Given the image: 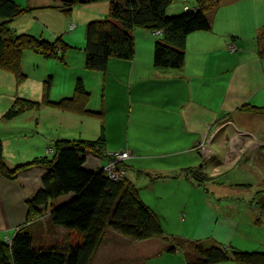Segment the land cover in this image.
I'll list each match as a JSON object with an SVG mask.
<instances>
[{
  "label": "crops",
  "instance_id": "1",
  "mask_svg": "<svg viewBox=\"0 0 264 264\" xmlns=\"http://www.w3.org/2000/svg\"><path fill=\"white\" fill-rule=\"evenodd\" d=\"M14 1L22 8L33 9L32 12L21 15L11 22L10 26L15 32L29 33L46 39L47 33L56 37L62 36L67 31L66 41L74 48L77 43L81 46V31L78 35L75 32L81 30V24H88L90 21L107 16L110 7L109 0L92 1L90 2L92 4L87 3L89 5H85L79 10L82 11L80 15L75 16L73 12L66 15L63 11L56 10L63 4L60 0ZM177 6L169 9V13L179 14L188 8H195L196 0H180ZM208 16L212 21V30L189 35L186 61L181 70H162L154 66V45L160 35L145 30H137L142 37L141 40L144 41V59H140V52L136 46L134 60L113 59L105 74L89 72L84 65L76 68L69 60L73 57L71 52L74 48L70 49L66 54L65 61V68L68 70L69 76L66 84L59 87L62 91L61 97L69 96L68 94H71L75 89V81L81 78L91 97L94 93L104 97L103 104H98L96 100L94 106H91L92 98L90 109L95 112L105 111V125H134L136 130L139 129L140 136L143 134L155 136L160 133L164 138L161 145L169 146L176 142L177 145L184 146L174 153L164 154L161 160L166 162L169 158L184 155L187 158L186 161L189 160L191 165H198L194 169H199L203 165L204 160L197 153L196 147L202 140L209 138L211 126L236 125L241 130L250 131L256 136L257 140L254 145L258 148H256L252 160L255 164L257 163L260 169L264 170V59L259 54L260 44L258 42V35L264 28V0H219L217 8L211 11ZM75 20L79 24L73 23ZM71 25H76V28L77 26L79 28L80 25V28L71 30ZM240 39H247L248 43L243 44ZM2 72L0 71L2 78L0 81H3L4 77ZM55 88L58 87L54 86L53 89ZM53 93L54 91L52 96ZM108 94L111 98L110 103L105 100ZM244 107H256L262 110L261 113H255L247 111ZM56 112L53 117L68 125L78 121V115L63 113L59 110ZM70 115H74V117ZM227 119L230 121H225ZM95 120H98L99 123L92 122L93 125H102L100 119L95 118ZM227 128V132L231 129V133L233 128L235 129L234 126ZM175 132H178L179 135L176 136ZM221 135L222 133L218 136L217 146L224 145ZM130 140L128 133L126 143L112 151H128L131 154V157L123 164L127 170V177L133 181L130 175L135 177L134 166H138L145 156H143V152L131 145ZM49 143L51 145L52 141ZM148 143L151 146H156L155 139ZM213 150L215 151V149ZM232 151L234 150L229 152V160L233 158ZM106 153L114 152L106 149ZM213 156L211 155L212 158ZM87 159L86 168L91 171L105 168L109 163L108 157L102 158L94 154H89ZM192 161L195 163L193 164ZM244 161L236 162L235 167L222 172L216 176V179L222 178L224 174H228ZM7 164L10 167L15 166L12 162ZM215 164H220L218 168L226 167L224 163L217 162ZM173 165L159 169L141 165L140 169L145 172L146 178L152 180L151 186L154 188L156 183H168L172 181L171 178L177 177L179 167ZM182 167H186V165L184 164ZM207 167L209 168L210 165ZM47 172V169L41 167L33 168L28 170L25 175L21 173L17 180L7 179L0 174V233L8 232L10 235H6V239L12 240L18 227L25 224L31 226L35 242L40 247L59 246L63 244V240L79 238L76 233L49 224V219L45 221L43 217L37 218L32 223L28 222L27 202L34 197L33 192L42 188L40 179ZM158 177L160 179H155ZM213 178L209 177L207 180H216ZM177 182L180 189L183 191L185 189L191 194L202 187L190 176H181ZM185 183L186 185H184ZM229 190L227 186H214L210 189L207 188L206 192L218 194V201H232V198L226 195ZM243 190L252 192L253 189L247 186L241 189V191ZM258 191L263 192L262 188L256 189V192ZM260 198L261 201L264 200V198ZM251 200L253 198H246L242 201L244 206L253 210L255 204L253 205ZM152 209L154 210V208ZM154 211L160 217L163 225L166 217L157 210ZM218 220L220 217L216 220L213 219V222L212 219L208 221L211 225L205 232L203 231V234L200 232L194 240H202L207 243L216 242L243 249L242 244L238 243L239 241L236 242L232 237V232L236 233L235 230L227 224L220 226L219 223H216ZM216 225L220 227H216ZM163 229L166 234L175 236L164 227ZM165 248L166 244L158 240L133 242L115 232H109L95 264H187L183 253L169 254L165 252ZM220 264L235 263L230 261Z\"/></svg>",
  "mask_w": 264,
  "mask_h": 264
},
{
  "label": "trees",
  "instance_id": "2",
  "mask_svg": "<svg viewBox=\"0 0 264 264\" xmlns=\"http://www.w3.org/2000/svg\"><path fill=\"white\" fill-rule=\"evenodd\" d=\"M97 1V0H96ZM92 2V1H91ZM177 0H109L107 16L90 21L86 27L85 69L89 72L107 73L111 60L132 61L136 54L135 32L145 30L160 36L154 45L153 62L157 69L181 70L186 61L187 39L197 32L212 30L209 13L217 8L219 0H196L195 8L179 14H170V7ZM60 8L70 15L72 6ZM14 0H0V71L13 74L18 85L27 75L23 70L26 51H33L45 59L66 63V53L73 49L62 37L55 41L29 33H17L11 22L26 13ZM259 54L264 59V28L258 35ZM75 49V48H74ZM53 77L44 82L43 98L32 101L17 98L5 113L4 120L42 108H53L63 113L100 119L103 123L97 140H58L49 149L52 155L10 167L4 157L0 139V174L17 180L26 170L44 167L49 169L42 176V188L28 200V222L50 209L49 224L63 227L79 235L63 245L40 247L36 244L30 225L17 230L11 243L0 239V264H95L98 253L109 232H115L133 242L158 240L166 244L165 252L183 253L187 264H264V252H245L219 243L185 239L166 234L158 214L146 205L135 183L127 175L114 181L104 168L91 171L86 168L87 157L94 154L106 158L105 111H92L91 94L85 82L76 81L74 94L54 101L51 99ZM247 111L261 113V108L244 107ZM112 154V153H108ZM110 159V157H109ZM126 171V170H125ZM185 177L197 183L206 180L197 169L183 170ZM142 175V172H138ZM155 179H160L155 178ZM65 199L58 203L61 199ZM264 215V203H260Z\"/></svg>",
  "mask_w": 264,
  "mask_h": 264
},
{
  "label": "rangeland",
  "instance_id": "3",
  "mask_svg": "<svg viewBox=\"0 0 264 264\" xmlns=\"http://www.w3.org/2000/svg\"><path fill=\"white\" fill-rule=\"evenodd\" d=\"M179 1L180 0H177V2L170 7V9L178 7L177 5ZM89 4H76L72 6V12L75 16H78L82 12L79 10L85 5ZM61 5L63 6V4ZM52 10H54V8H52ZM56 10L63 11L62 8H57ZM73 23L76 24L78 21L75 20ZM86 26L87 24L83 23L81 24V28L79 25L81 30L75 31L77 35L80 31L82 34L80 40L82 47L79 45V43H77L76 48L71 52L73 57L69 59L73 62L76 68L85 65V45L83 44L85 43L84 40L86 39ZM79 28L77 26L76 29L78 30ZM66 32L67 31H65L62 36L59 35L56 37H52L47 33L45 38L46 40L53 42L58 37H62L66 41ZM141 39V35H139V32L136 30L135 44L137 46L138 52H140V59H144V41ZM240 42L244 44L245 42L248 43V40L240 39ZM23 70L27 75V79L21 85L17 84L13 74H7V72H2L4 77L3 81H0V139L3 142L4 157L7 163L12 162L13 165H16L22 162L34 161V159L39 157H45L47 156L46 154L52 155L53 149H49V146L54 145V143L58 140H97L100 137L103 123L102 125H93L92 122L99 123V121L95 120V118L88 116H77L78 118H76L78 121L68 125L65 122H61L60 120H57L53 117V114L57 113L56 111H58L56 109L54 110L53 108H42L39 112L30 111L12 121L4 120L5 113L12 107L17 98L41 101L43 98L44 82L51 76L53 77L52 90L54 91L51 99L58 101L64 98L61 97L62 91H60L61 89L59 88L62 84H66L68 80L67 77L69 76L68 70L65 68L64 63L54 59H45L42 55L33 51H26L23 57ZM0 80H2L1 77ZM54 86H57L58 88L53 89ZM72 94H74V90L68 95L71 96ZM92 98L93 103L91 106H94L96 100L98 104H101L104 97H102L101 94L96 95L94 93L91 99ZM105 100H107L106 102L110 103L111 98L109 94ZM90 104L89 107L91 108ZM48 114L52 116H49ZM70 116L74 117V115ZM225 121L230 120L227 119ZM228 126L235 127V129L233 128L232 133L231 129L229 132H227ZM105 127L107 139L106 149L108 151L114 153L123 152L116 150L112 151V149L123 146V144H125L128 139L129 133L131 145L143 152V156H145L144 159L140 161L138 166L135 165L133 169L135 172V177L133 178L132 175L130 176L134 181L135 186L139 190L142 201H144L150 208H154V210H157L160 212V214L166 217V219L163 221V227L165 230L175 236L194 240V238H196L200 232L203 234V231L205 232L208 229V226L211 225V223H208V221H211L212 219L213 222V219L216 220L220 217V220H218L216 223H219L220 226L227 224L235 230L234 232L236 233L233 234L232 232V237L235 238L236 242L239 241L238 243H241L243 248L238 250L245 252H264V215L260 213V203H264V200L261 201L260 198H264V170L260 169L257 166V163L255 164L254 160H252V156H254L256 148H258L256 145H254L255 140H257L254 134H251L250 131H243L236 125L218 124L211 126V135L209 138L202 140L196 147L197 153L204 160L202 167L197 169V171L199 174L204 175L206 180L198 183L202 187L191 194L185 189L184 191L180 189L177 180L181 176L185 177L186 173H183V170L194 169L198 165H191L189 160L186 161L187 158L184 155L180 157L169 158L166 160V162L161 160L164 154H171L181 148H184L182 144L177 145V143L174 142L172 145L163 146L161 143L164 141V138L160 133L156 134L155 136H147L144 134L140 136V134H138V127V130H136L134 125L119 124L105 125ZM175 133L176 136L179 135L178 132ZM220 133H222V143L225 146H217V139ZM152 139H155L156 146H151L148 143V141H151ZM51 141L52 144L49 145V142ZM231 142H233V144ZM212 146L215 151L212 149ZM231 150H234L232 151L233 153H231L233 158L229 160L228 155ZM214 154L216 155L213 156ZM106 157L109 158L110 154H106ZM110 160L111 159H109V162ZM242 160L246 161L242 162L240 166L236 167L228 174H224L222 178L216 179V176L220 175L226 170L228 171L232 167H235L236 162L238 163V161L240 162ZM125 161L126 160L121 162L119 167L120 169L122 168L126 170V167L123 164ZM217 162L224 163V166L226 167L218 168L220 164L216 165L215 163ZM169 163H172L171 165L174 164V167H179V173L177 174V177L171 178L172 181H169L168 183H156L154 184L153 188V186H151L152 180L150 181L149 178L145 177V172L140 169L141 165L148 168L159 169L165 166H171ZM192 163L194 164L195 161H192ZM184 164L186 167H182ZM213 164H215V166H212ZM209 165L210 167L208 168L207 166ZM108 167L109 163L104 168L106 173H108ZM41 168L47 169L44 167ZM26 172H28V170L23 172L24 175ZM138 172H142V175H139ZM125 175H127V170ZM209 177H214L213 179L216 180H207ZM184 185H186V183ZM250 185L252 187H249ZM214 186L229 187V193H226V195L232 198V201H218V194L214 192L209 194L206 192L207 188L210 189ZM247 186L248 188L253 189L252 192H247L245 190L241 191L243 187ZM258 188H262L263 192H256V189ZM37 192H33V195L35 196V193ZM246 198H253V200H251L253 205L255 204L253 210L243 205L242 200H246ZM49 215L50 209L44 208L42 213L36 216L34 215L32 217L33 219H31L29 223L34 222L40 217H43V219L47 221V219H49ZM25 225H21L18 227V229L24 227ZM220 226L216 225V227ZM6 235L10 234L8 232L0 233V239L3 238V241H6L8 244H10L11 239H6ZM11 235H13V233H11ZM66 242L67 240L62 241L63 244ZM232 247L235 248L234 246Z\"/></svg>",
  "mask_w": 264,
  "mask_h": 264
},
{
  "label": "built area",
  "instance_id": "4",
  "mask_svg": "<svg viewBox=\"0 0 264 264\" xmlns=\"http://www.w3.org/2000/svg\"><path fill=\"white\" fill-rule=\"evenodd\" d=\"M76 28V25H71L70 29L74 30ZM131 157V154L129 152H117L110 154V162L109 167L107 169L108 175L110 178L114 181H120L122 180L126 175V171L124 169H120V164L122 161L127 160ZM120 171V172H119Z\"/></svg>",
  "mask_w": 264,
  "mask_h": 264
},
{
  "label": "water",
  "instance_id": "5",
  "mask_svg": "<svg viewBox=\"0 0 264 264\" xmlns=\"http://www.w3.org/2000/svg\"><path fill=\"white\" fill-rule=\"evenodd\" d=\"M63 4H72L75 0H60ZM79 3L81 4H86L90 3L91 1H96V0H78Z\"/></svg>",
  "mask_w": 264,
  "mask_h": 264
},
{
  "label": "bare ground",
  "instance_id": "6",
  "mask_svg": "<svg viewBox=\"0 0 264 264\" xmlns=\"http://www.w3.org/2000/svg\"><path fill=\"white\" fill-rule=\"evenodd\" d=\"M232 143V142H231ZM233 144V143H232ZM225 146V145H224ZM233 146V145H232ZM226 148V147H225Z\"/></svg>",
  "mask_w": 264,
  "mask_h": 264
}]
</instances>
